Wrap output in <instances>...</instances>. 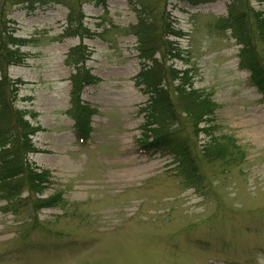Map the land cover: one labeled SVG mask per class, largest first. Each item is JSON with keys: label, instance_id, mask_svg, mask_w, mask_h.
Masks as SVG:
<instances>
[{"label": "rangeland", "instance_id": "374dc122", "mask_svg": "<svg viewBox=\"0 0 264 264\" xmlns=\"http://www.w3.org/2000/svg\"><path fill=\"white\" fill-rule=\"evenodd\" d=\"M100 1L0 0L23 40L15 46L23 60L7 70L21 81L13 101L41 128L32 136L39 152L28 159L49 175L36 197L62 199L17 213L0 199V264H264V101L240 67L241 45L221 26L249 6L245 23L263 57L254 12L264 19V0ZM70 8L81 9L93 36L66 34ZM145 9L181 32L171 36L181 59L168 64L190 70L193 87L216 105L211 134L237 147L232 159L201 160L193 186L172 155L140 142L149 95L136 82L142 65L130 30ZM79 44L99 79L80 95L95 110L86 138L67 113L75 65L66 57ZM188 128L181 134L201 151L209 136Z\"/></svg>", "mask_w": 264, "mask_h": 264}, {"label": "trees", "instance_id": "16d2710c", "mask_svg": "<svg viewBox=\"0 0 264 264\" xmlns=\"http://www.w3.org/2000/svg\"><path fill=\"white\" fill-rule=\"evenodd\" d=\"M251 10L248 6L243 12L231 14L221 26L230 28L241 45L238 54L240 67L249 71L250 84L262 95L264 101V56H260L255 49L256 37L251 35L245 23V16ZM81 12L80 8L76 11L70 8L65 32L83 39L84 36L94 34L83 25ZM147 12L145 9L143 16L138 14V21L130 30L137 37L138 56L142 65L136 75V82L149 95L146 105L140 108L144 117L140 142L145 147L161 149L172 155L178 171L185 176L184 181L193 186L194 181H201V160L213 161L223 156L232 159L231 149L237 147L233 145L231 138L226 141L230 144L227 147L211 134L210 122L216 105L210 95L193 87L190 70L168 64V58L181 59L179 44L171 39V36L181 38V32L169 22L148 19ZM254 16L258 36L263 41L264 19L260 18L259 12H254ZM7 23L6 13L1 11L0 199L6 201V210L17 213L23 207L24 210L37 212L41 208L56 206L62 199L59 194L47 198L36 197L45 189L49 172L33 166L28 159L29 153L39 152L32 143V136L41 128L34 127L27 121L25 116L28 112L17 108L13 101L21 81L11 80L7 70L10 65L19 64L23 60L19 47H15L22 45L23 40L14 36V29ZM81 46L79 44L72 48L66 57L68 65H75V72L69 78L70 108L67 113L73 119L79 134L86 138L90 131L89 119L95 110L83 104L80 95L84 87L99 79L85 69L83 62L88 58V53ZM146 61H149V65ZM200 124L203 126L200 127ZM186 125L190 129V135L197 136L199 132H204L209 136V141L202 146L201 151L188 135L181 134ZM25 191L27 196L21 198L20 195ZM22 200L32 202L24 206L20 203Z\"/></svg>", "mask_w": 264, "mask_h": 264}, {"label": "bare ground", "instance_id": "6f19581e", "mask_svg": "<svg viewBox=\"0 0 264 264\" xmlns=\"http://www.w3.org/2000/svg\"><path fill=\"white\" fill-rule=\"evenodd\" d=\"M260 129L264 130V128H260Z\"/></svg>", "mask_w": 264, "mask_h": 264}]
</instances>
